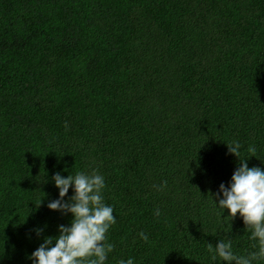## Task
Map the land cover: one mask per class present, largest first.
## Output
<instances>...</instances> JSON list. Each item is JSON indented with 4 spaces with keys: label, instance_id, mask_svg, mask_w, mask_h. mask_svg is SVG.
<instances>
[{
    "label": "trees",
    "instance_id": "obj_1",
    "mask_svg": "<svg viewBox=\"0 0 264 264\" xmlns=\"http://www.w3.org/2000/svg\"><path fill=\"white\" fill-rule=\"evenodd\" d=\"M231 141L264 169V0H0V264L70 223L46 206L54 173L93 169L116 217L105 264L253 251L212 202Z\"/></svg>",
    "mask_w": 264,
    "mask_h": 264
},
{
    "label": "clouds",
    "instance_id": "obj_2",
    "mask_svg": "<svg viewBox=\"0 0 264 264\" xmlns=\"http://www.w3.org/2000/svg\"><path fill=\"white\" fill-rule=\"evenodd\" d=\"M228 152L240 157L241 144L231 141L226 144ZM255 151V149H252ZM227 186L221 183L212 198L219 215L227 210L228 222L239 215L253 241L254 250L237 254L231 240L208 243L209 259L215 264H257L264 261V169L249 167L246 159L239 158ZM52 180L58 189V197L47 203V208L63 214H71L70 223L57 226L58 235L47 236L30 254L31 264H105L114 245L107 242V232L116 223L114 209L104 201L105 178L96 169L91 172L78 171L74 175L62 176L54 173ZM72 194L67 200L69 188ZM42 202L40 199L39 204ZM38 204V205H39ZM160 215V210H155ZM39 237L44 227L33 230ZM143 239L148 237L141 232ZM119 264H133L132 258Z\"/></svg>",
    "mask_w": 264,
    "mask_h": 264
}]
</instances>
